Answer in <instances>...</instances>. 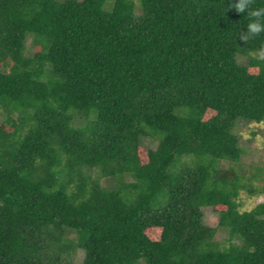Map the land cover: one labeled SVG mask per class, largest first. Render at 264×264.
<instances>
[{
	"label": "trees",
	"instance_id": "1",
	"mask_svg": "<svg viewBox=\"0 0 264 264\" xmlns=\"http://www.w3.org/2000/svg\"><path fill=\"white\" fill-rule=\"evenodd\" d=\"M235 2L0 0V264H264L235 133L264 121V0Z\"/></svg>",
	"mask_w": 264,
	"mask_h": 264
},
{
	"label": "rangeland",
	"instance_id": "2",
	"mask_svg": "<svg viewBox=\"0 0 264 264\" xmlns=\"http://www.w3.org/2000/svg\"><path fill=\"white\" fill-rule=\"evenodd\" d=\"M30 38H28L27 45H30ZM248 59L246 57L239 56L238 61L243 64H247ZM235 133L239 136V142L241 146L245 149L246 153L243 157L244 167L247 170L244 172L245 176H249L253 170V167L263 166L264 167V121L257 123L254 121H245L240 120L238 126L235 129ZM145 145L154 147L155 144L147 140ZM94 176H98V172H94ZM103 180V179H102ZM253 182L256 185V192L249 193L246 189H242L238 198L240 204V211H246L253 209L258 203L264 201V191L261 190L264 187V177L259 179H254ZM250 182V183H251ZM247 185L249 181H246ZM218 215L215 214L212 210L207 209L205 211V222L210 226H217L218 224ZM218 238L221 241L226 242L227 233L223 230L218 232ZM235 243L239 241L234 239ZM84 257V251L79 250L77 253L76 263L80 264Z\"/></svg>",
	"mask_w": 264,
	"mask_h": 264
},
{
	"label": "clouds",
	"instance_id": "3",
	"mask_svg": "<svg viewBox=\"0 0 264 264\" xmlns=\"http://www.w3.org/2000/svg\"><path fill=\"white\" fill-rule=\"evenodd\" d=\"M251 0H237L234 3V9L238 12L244 13L246 9L249 8ZM249 17H254L256 19L250 20L247 24L246 36L243 39H248L251 36L261 33L264 31V23L261 22L260 18L264 16V8L250 10L248 12Z\"/></svg>",
	"mask_w": 264,
	"mask_h": 264
}]
</instances>
